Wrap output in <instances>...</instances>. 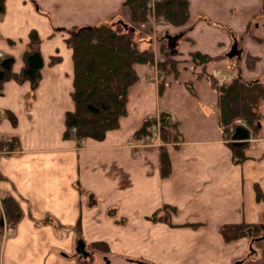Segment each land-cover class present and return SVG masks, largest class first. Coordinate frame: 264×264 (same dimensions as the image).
Listing matches in <instances>:
<instances>
[{"label": "crops", "instance_id": "obj_1", "mask_svg": "<svg viewBox=\"0 0 264 264\" xmlns=\"http://www.w3.org/2000/svg\"><path fill=\"white\" fill-rule=\"evenodd\" d=\"M186 1L189 20L174 28L158 20L131 25L123 0H5L0 53L19 72L35 32L43 66L35 91L12 81L0 91V140L18 139L14 151H0V209L7 217L5 203L13 202L20 214L10 235L0 233V264H80L79 241L87 253L91 244H107L109 264H264V239L226 242L221 235L223 226L261 225L264 218L255 192L264 193V125L251 136L247 159L234 164L218 94L205 76L264 84V0ZM110 20L133 27L154 64L134 65L138 81L128 89L118 129L101 142L64 139L65 113L74 110L68 32ZM234 46L239 56L229 57ZM193 53L210 61L196 67ZM169 58L176 76L157 66ZM161 113L178 124L181 142L155 139L133 149L143 122ZM161 147L170 160L167 177L160 173ZM157 212L167 221H151Z\"/></svg>", "mask_w": 264, "mask_h": 264}, {"label": "trees", "instance_id": "obj_2", "mask_svg": "<svg viewBox=\"0 0 264 264\" xmlns=\"http://www.w3.org/2000/svg\"><path fill=\"white\" fill-rule=\"evenodd\" d=\"M123 7L130 12L131 25H144L150 18L163 20L174 28L184 26L188 20L189 6L186 0H123ZM6 9L5 0H0V17ZM66 45L72 51L73 91L71 100L74 110L65 113L63 138L71 135L76 141L95 140L101 142L106 134L118 129L121 118L126 116L128 89L138 81L134 65H153L154 54L151 50L138 48L136 32L123 21L110 20L108 23L85 28H73L68 32ZM40 38L35 32L29 34V43L22 56L23 67L13 72L15 60L11 56L0 59V91L5 82L30 83L32 92L38 87L41 78L43 59L40 53ZM192 64L204 67L210 58L207 55L193 53ZM59 59L52 58L51 63ZM252 69L254 60H248ZM158 68L166 75L177 74L176 61L169 58L157 63ZM203 76L205 74H202ZM207 76L210 87L217 92L220 111L219 123L225 145L229 148L234 164H242L246 159L245 151L249 148L248 140L257 134L264 114V85L256 81L247 83L238 76L228 83L217 85L214 77ZM237 121L244 122L240 125ZM155 118H148L136 131L134 139L138 140L151 134ZM160 137L163 144L181 142L178 124L171 122L170 117L160 114ZM18 146L16 137L0 141V151H14ZM160 173L167 177L170 172V160L166 150L159 151ZM257 202L264 199V193L255 187ZM5 203V202H4ZM92 199L90 204H94ZM167 209V208H165ZM5 215L8 222L19 219L20 214L13 202L5 203ZM152 215V221H167L166 217ZM0 215V233L2 232ZM261 225L238 224L223 226V241L233 242L239 238H249L251 243L260 241L263 234ZM262 233L261 235H259ZM91 248L108 252L104 243H94Z\"/></svg>", "mask_w": 264, "mask_h": 264}, {"label": "rangeland", "instance_id": "obj_3", "mask_svg": "<svg viewBox=\"0 0 264 264\" xmlns=\"http://www.w3.org/2000/svg\"><path fill=\"white\" fill-rule=\"evenodd\" d=\"M1 18V17H0ZM163 21V20H159V19H154L153 17H151L150 18V21L148 22V23H145V25H152V22H155V21ZM164 22V21H163ZM133 25H135V26H139V24H133ZM3 57H5L3 54H2V57H0V59H3ZM157 69V68H156ZM159 72V71H158ZM160 73L161 74H163L164 75V72L163 71H161L160 70ZM162 76V75H161ZM231 79L230 78H225V77H223V79H221V80H218L217 79V81H216V83H217V85H223V84H225L224 82H229ZM9 82V81H8ZM13 82V81H12ZM221 83V84H220ZM264 85V84H263ZM72 93V92H71ZM261 112L264 114V106L263 107H261ZM156 123L154 124V125H152V132H154V131H157L158 130V137H160V123H159V121H160V117H157L156 119ZM240 125H245V123L244 122H241V121H237ZM264 125V119L261 121V124H260V129H259V131L257 132V134H258V136H260L261 135V126H263ZM47 127V126H46ZM45 127V128H46ZM37 128L38 129H41L42 130V128H43V125L42 126H37ZM151 132V133H152ZM256 133H255V135H257ZM254 135V136H255ZM256 139H254L252 142H254L255 143V141H258V139L257 138H259V137H255ZM250 139H251V137H250ZM250 139L248 140V142L250 141ZM139 140L140 139H138V140H136V141H134V142H131L130 143V145H131V147L133 148V149H137V148H140V147H142L141 145H140V143H139ZM157 140V139H156ZM0 141H5V140H0ZM251 142V143H252ZM145 143H151V144H154L155 143V141H153V140H150L149 142H145ZM159 143H161V137H160V142ZM161 145V144H160ZM259 202H263L264 203V199L263 200H260ZM4 214H5V212H4ZM5 220H6V222L8 223V224H11V223H9L8 222V219H7V217H5ZM260 225V224H259ZM261 226H263L264 227V218L262 219V223H261ZM262 233H260L259 235H261ZM263 235V234H262ZM8 236V235H7ZM239 239H245V240H248L249 238H239ZM262 239H264V238H262ZM236 240H238V239H236ZM261 240V239H260ZM233 242H235V241H233ZM258 243V242H257ZM256 244V243H255ZM255 244H253V245H255ZM104 246H107V244H104ZM88 247V256H87V258H85V259H82L81 261H80V264H107L106 263V261H109L110 263H111V260H110V258H108L107 257V255H108V253H109V247H108V252L107 253H103V251L105 252V249H104V247L102 248L103 249V251H101L100 249H98L97 250V248H91V247H89V246H87ZM254 250V247L253 248H249V252L250 253H252L251 251H253ZM257 254H259V251L257 252ZM106 260V261H105ZM237 262H235V263H233V264H236Z\"/></svg>", "mask_w": 264, "mask_h": 264}, {"label": "built area", "instance_id": "obj_4", "mask_svg": "<svg viewBox=\"0 0 264 264\" xmlns=\"http://www.w3.org/2000/svg\"><path fill=\"white\" fill-rule=\"evenodd\" d=\"M0 57H2V54L0 53ZM159 140L160 141V137H158V130L152 132L151 134H149L148 136H145L143 138H141L139 140V143L142 147H148L149 145H151V143H145L146 141L149 142L150 140ZM1 206V203H0ZM0 215H2V227L4 229V236L6 235H10L12 230H13V226L11 224H8L5 220V216L2 213V210L0 209Z\"/></svg>", "mask_w": 264, "mask_h": 264}, {"label": "water", "instance_id": "obj_5", "mask_svg": "<svg viewBox=\"0 0 264 264\" xmlns=\"http://www.w3.org/2000/svg\"><path fill=\"white\" fill-rule=\"evenodd\" d=\"M231 52L228 54V56L229 57H235V56H239V52L236 50V47L234 46V47H232L231 48V50H230ZM262 227V229H263V231H264V227L263 226H261ZM262 238H264V232H263V235L260 237V239H262ZM76 252L78 253V254H80V255H82V256H84V258H86L87 256H88V253L85 251V247H84V243L83 242H78L77 244H76ZM106 261V260H105ZM106 263L107 264H109V261H106ZM136 264H145V263H141V262H136ZM236 264H242V262H240V261H237V263Z\"/></svg>", "mask_w": 264, "mask_h": 264}]
</instances>
